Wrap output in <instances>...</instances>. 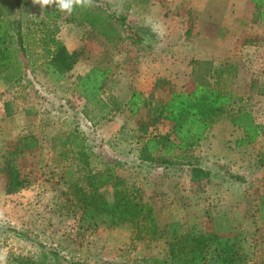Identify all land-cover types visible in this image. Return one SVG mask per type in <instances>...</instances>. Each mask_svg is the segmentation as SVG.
<instances>
[{"label": "rangeland", "instance_id": "obj_1", "mask_svg": "<svg viewBox=\"0 0 264 264\" xmlns=\"http://www.w3.org/2000/svg\"><path fill=\"white\" fill-rule=\"evenodd\" d=\"M0 1L11 4L8 15H19L25 31L45 7L55 8H41L33 0ZM103 1L126 13L142 35L121 32V39L108 40L83 20V8L71 14L55 8L61 40L70 51L81 49L72 70L60 81L42 67L16 82L0 76V253L33 260L53 254L61 264H158L155 260L166 263L175 236L212 232L223 240L237 235L248 263L264 264V167L258 161L264 134L236 146L242 132L224 119L190 153L189 164L155 166L139 159L142 139L134 116L113 112L93 124L74 90L77 75L107 67L113 89L105 90L104 99L124 101L136 89L152 95L155 107L172 91H189L196 61H209L227 69L223 82L233 93L232 110H251L264 125L259 10L247 0ZM170 126L161 121L156 130L166 132ZM74 132L85 137L93 169L102 168L109 156L122 160L117 173L135 183L152 205L157 236L134 238L128 224L113 225L108 215H92L77 206L70 185L79 180L81 163L64 143ZM28 134L37 143L19 154L22 187L6 193L3 157ZM64 150L68 157L61 155ZM197 167L202 171L196 173Z\"/></svg>", "mask_w": 264, "mask_h": 264}, {"label": "trees", "instance_id": "obj_2", "mask_svg": "<svg viewBox=\"0 0 264 264\" xmlns=\"http://www.w3.org/2000/svg\"><path fill=\"white\" fill-rule=\"evenodd\" d=\"M259 10V21L264 25V0H247ZM95 3V4H94ZM13 9L9 2L0 1V76L13 82L24 79L37 67H42L56 81L72 70L81 56V49L69 50L59 35L58 10L45 7L39 20L29 24L25 31L19 15H8ZM16 10V8H15ZM16 12V11H15ZM83 20L108 40L121 39L120 33L140 37L141 27L131 24L127 14L103 0H93V6L83 8ZM200 63V64H199ZM226 67H215L209 61L197 62L190 75L193 86L189 91H172L166 100L151 107L150 96L133 89L120 101L114 96L103 98L113 84L110 69L92 67L77 75L74 90L84 101L82 113L93 124L106 119L113 112L135 117L137 131L142 139L139 159L155 166L189 164L190 153L204 141L210 129L221 120H228L242 134L236 146L256 141L264 134V125L256 121L248 109L233 111L230 100L233 93L224 84ZM95 111V112H94ZM161 121L171 123L166 132L156 130ZM68 150L81 163L79 180L71 183L70 190L77 206L92 215L105 214L113 225L128 224L134 238L155 237L159 233L152 205L144 201L135 183H128L117 173L123 165L118 157H107L100 169L89 165L85 137L76 132L66 138ZM37 141L31 134L18 138L17 147L7 150L3 157L6 193H15L22 187L19 154L32 149ZM61 155L68 157L67 151ZM259 165L264 167V150L259 152ZM197 167L195 172H201ZM110 196V198H108ZM264 221V197L261 200ZM16 235L22 236L15 229ZM10 264H61L52 254L47 260H33L27 255L8 251ZM158 264H249L237 235L223 240L217 233H184L175 236L167 251L166 263Z\"/></svg>", "mask_w": 264, "mask_h": 264}, {"label": "clouds", "instance_id": "obj_3", "mask_svg": "<svg viewBox=\"0 0 264 264\" xmlns=\"http://www.w3.org/2000/svg\"><path fill=\"white\" fill-rule=\"evenodd\" d=\"M33 3L40 5L41 8L55 5L56 9L67 14H71L76 7L90 8L93 6V0H33ZM5 260L6 255L0 253V264H5Z\"/></svg>", "mask_w": 264, "mask_h": 264}, {"label": "crops", "instance_id": "obj_4", "mask_svg": "<svg viewBox=\"0 0 264 264\" xmlns=\"http://www.w3.org/2000/svg\"><path fill=\"white\" fill-rule=\"evenodd\" d=\"M203 142V141H202Z\"/></svg>", "mask_w": 264, "mask_h": 264}]
</instances>
